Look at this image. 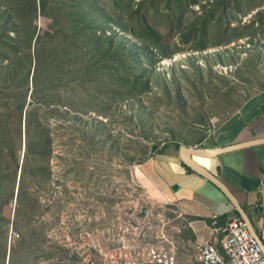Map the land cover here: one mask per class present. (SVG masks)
I'll return each instance as SVG.
<instances>
[{
	"label": "rangeland",
	"instance_id": "374dc122",
	"mask_svg": "<svg viewBox=\"0 0 264 264\" xmlns=\"http://www.w3.org/2000/svg\"><path fill=\"white\" fill-rule=\"evenodd\" d=\"M61 11L58 25L38 13L30 48L33 30L0 29V42L11 38L0 43V166L11 185L7 231L21 234L0 264L119 258L125 241L137 246L147 205L139 166L170 144H193L192 129L218 128L264 92V0H75ZM80 23L105 42L116 30L140 55L78 50ZM125 212L135 228L119 237ZM185 224L175 221L165 243L181 262L193 251Z\"/></svg>",
	"mask_w": 264,
	"mask_h": 264
},
{
	"label": "crops",
	"instance_id": "0c3cea01",
	"mask_svg": "<svg viewBox=\"0 0 264 264\" xmlns=\"http://www.w3.org/2000/svg\"><path fill=\"white\" fill-rule=\"evenodd\" d=\"M191 131L188 135L195 141L193 144L168 145L141 164L138 175V185L144 193L155 201L169 205L175 212L174 220L186 222L184 232L191 230L188 231L192 232L190 239H185L193 251L182 253L195 252L198 245L211 241V218L217 215L218 223L224 226L229 214L234 213V208L231 200L215 184L182 160L181 149L189 146L216 151L264 139V92L251 99L233 118L218 128ZM196 160L231 187L258 232L264 233L262 213L258 206L264 178V145L227 151L214 158L197 157ZM11 205L10 201H0V261L3 260L1 256L9 258L14 245L7 231L12 217ZM184 261L187 262V259L184 258Z\"/></svg>",
	"mask_w": 264,
	"mask_h": 264
},
{
	"label": "built area",
	"instance_id": "2783aa9c",
	"mask_svg": "<svg viewBox=\"0 0 264 264\" xmlns=\"http://www.w3.org/2000/svg\"><path fill=\"white\" fill-rule=\"evenodd\" d=\"M142 197L147 205L140 211L144 214L140 226L135 228L130 213L125 212V229L118 231V236L121 237L130 227L137 229L134 237L138 242L137 246L132 240H127L116 250L120 251L119 258L112 254L110 259L95 264H264L261 242L251 233L244 219L235 212L229 214L224 226L219 225V217L214 215L210 224L211 241L198 245L195 252L183 253L187 262H181L177 247L165 244L174 238L168 230L174 227L172 224L176 221L171 216V212L175 213L174 210L145 193ZM258 206L262 213L264 231V178ZM8 236L12 241L20 238L21 234L10 227ZM105 236L108 237V232H105ZM109 244L113 246L112 240Z\"/></svg>",
	"mask_w": 264,
	"mask_h": 264
},
{
	"label": "trees",
	"instance_id": "16d2710c",
	"mask_svg": "<svg viewBox=\"0 0 264 264\" xmlns=\"http://www.w3.org/2000/svg\"><path fill=\"white\" fill-rule=\"evenodd\" d=\"M65 1V2H64ZM66 1H75V0H0V29L4 28V32H8L10 28H8V25H18L19 35L21 34V30H26L27 33L31 30L32 35L26 34V41H24V44L27 46V48L32 46L33 41L35 40L37 27H34V20H36L38 13H41L42 15L49 16L53 21L55 25H58L64 17H68L67 15H64L61 11L63 8L64 3ZM8 4V6L5 5ZM10 3V4H9ZM13 3V5H12ZM84 21V18L81 19ZM80 23L76 25V32L75 37H81V39L76 40L72 43L77 44L76 47L80 51H88L93 52L97 54H106V55H113L114 58L116 56L125 55L127 53L133 54L135 52V55H140V49L136 48L137 50L134 51L131 49L130 46H128L125 42L119 43V40L121 39L120 36L116 33V30L114 33L107 38L108 42H105L103 37L101 38L98 36L97 31L88 34L86 33L88 28H91V24L83 25ZM60 33V31H59ZM55 38L58 37V34L54 36ZM1 38V37H0ZM3 42H0L1 44H4L6 47H9L7 41L10 40V36L6 33H3L2 35ZM42 37L38 36L36 41H40ZM53 51L57 52L58 50ZM68 52H71L70 50H67ZM14 52L16 54H19L18 48H14ZM67 54V53H66ZM26 56V55H25ZM22 58V57H21ZM29 58V57H27ZM23 59V58H22ZM37 59L39 61L38 66L42 68L44 66L42 53L37 54ZM112 61H115L116 59H111ZM20 62H13L11 61L12 66L21 65L24 67L25 63L29 59L19 60ZM65 64L69 65V62L67 61ZM17 73V72H16ZM129 79V78H128ZM125 81V79H123ZM22 82V81H21ZM21 98V96H20ZM26 101V97H23V102ZM23 106L24 103H22L20 112L21 115H23ZM31 126L29 125V134H31ZM38 140V139H37ZM33 142V143H32ZM30 142L28 146L33 147V144H35V141ZM37 143L41 142V139L36 141ZM5 146V142L0 139V147L3 148ZM191 170V169H190ZM6 173L4 172V169L2 166H0V201H6V199L9 197L5 196L7 195V192L11 189L10 182L6 180L5 178ZM14 186V185H13ZM233 206V205H232ZM234 208V206H233ZM234 212L238 215V211L234 208ZM209 224H211V221H209ZM220 225L222 223L219 222Z\"/></svg>",
	"mask_w": 264,
	"mask_h": 264
},
{
	"label": "water",
	"instance_id": "95a60500",
	"mask_svg": "<svg viewBox=\"0 0 264 264\" xmlns=\"http://www.w3.org/2000/svg\"><path fill=\"white\" fill-rule=\"evenodd\" d=\"M259 145H264V139L230 146L227 148H223L222 150H216V151L215 150L209 151L206 149H196V148H192L189 146H184L181 149L180 153H181L182 160L189 167H191L194 171H196L197 173H199L200 175L204 176L209 181H211L213 184H215L227 196V198L231 200L232 205L238 211L240 216L244 219L251 233L257 239H259V241L261 242L264 248V238L258 232L257 227L252 221V219L250 218V215L248 214L245 206L239 201V197L235 194V192L231 189V187L228 184H226L222 179H220L217 175L212 173L209 169L201 165L196 160L197 157L214 158V157L224 154V152H227V151H235V150H239V149H243L247 147L259 146Z\"/></svg>",
	"mask_w": 264,
	"mask_h": 264
}]
</instances>
